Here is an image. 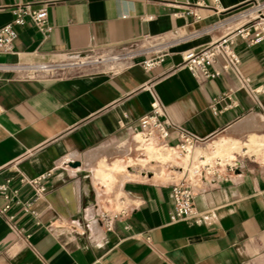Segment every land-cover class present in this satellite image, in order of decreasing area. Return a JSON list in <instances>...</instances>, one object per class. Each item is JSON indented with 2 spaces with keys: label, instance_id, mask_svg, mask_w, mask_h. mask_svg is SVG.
Returning a JSON list of instances; mask_svg holds the SVG:
<instances>
[{
  "label": "crops",
  "instance_id": "obj_1",
  "mask_svg": "<svg viewBox=\"0 0 264 264\" xmlns=\"http://www.w3.org/2000/svg\"><path fill=\"white\" fill-rule=\"evenodd\" d=\"M17 3L45 7L48 30L29 20L13 25L11 51L0 48V183L14 182L15 168L28 178L51 175L35 216L0 196V208L9 204L0 212V264H264V32L256 42L234 39L249 94L219 61L211 66L218 76L198 79L181 58L240 24L251 0H0V27ZM147 35L171 41L150 71L132 64L21 79L13 68L117 51ZM150 80L171 119L202 144L224 135L188 157L165 147L166 161L146 156L135 132ZM132 138L144 156L137 162L126 161ZM120 142L127 153L116 149ZM149 162L158 171L133 166ZM116 163L121 185L107 171ZM169 164L182 170L170 173ZM181 179L191 184L195 213L171 221V184ZM31 193L22 185L18 199Z\"/></svg>",
  "mask_w": 264,
  "mask_h": 264
},
{
  "label": "built area",
  "instance_id": "obj_2",
  "mask_svg": "<svg viewBox=\"0 0 264 264\" xmlns=\"http://www.w3.org/2000/svg\"><path fill=\"white\" fill-rule=\"evenodd\" d=\"M216 2L217 0H211ZM252 6L241 11L238 14L240 24L228 29L217 39L211 41L200 49H186L181 52L182 65H184L192 76L198 79L212 78L219 75V71L211 69L216 61H219L221 69L233 70L240 78V88L247 94L251 92L248 77H243L239 72L240 58L234 49V39L239 36L248 39L250 42H256L262 37L264 32V17H260L261 3L258 0H251ZM254 10L258 14L250 16L249 11ZM13 18L11 23L0 27V48L5 52H10L12 42L16 37V31L13 25H23L27 20L31 21L41 31H47L46 24L47 11L45 7H33L30 3H17L12 8ZM171 41L162 35H147L140 43H135L126 48L117 51L104 53L101 51H90L86 53L68 54L70 61L40 65H15L13 68L17 71L21 79H38L42 77L56 78L61 77L75 69L83 67H92L98 71L115 73L122 68L132 64L139 65L144 71H150L158 67L169 52ZM49 69L48 72H43ZM43 73H46L43 76ZM42 74V75H41ZM154 81L150 80L143 88H146L150 94V103L148 111L139 117L135 133L140 135V139L146 143H152L156 146L169 149H176L183 154L190 151L202 139L193 134L183 126L174 122L168 115L165 105L157 95L153 86ZM3 108L0 105V113ZM175 133V142H170L171 133ZM135 143H141L135 141ZM135 150L138 149L134 147ZM18 172L17 179L12 182V178H6L0 183V196L5 199H15V203L30 215L35 216L36 212L32 205L37 200L44 197L47 188L50 172L43 173L35 178L25 177ZM28 186L32 193L24 199H18L20 187ZM193 190L190 182L185 183L183 179L172 182L171 184V202L172 210L169 213L171 221L184 218L195 213L193 203ZM9 204L0 208V212L5 211ZM110 228V222H107Z\"/></svg>",
  "mask_w": 264,
  "mask_h": 264
},
{
  "label": "rangeland",
  "instance_id": "obj_3",
  "mask_svg": "<svg viewBox=\"0 0 264 264\" xmlns=\"http://www.w3.org/2000/svg\"><path fill=\"white\" fill-rule=\"evenodd\" d=\"M258 2L259 3H261V5H263L262 7H261V10H260V13H259V16L260 17H264V0H258ZM251 6H252V4H251ZM249 14H250V16H256V14H258L257 12H255L254 10H250L249 11ZM68 61H70V58L68 57V55H66L63 59H62V61H60V62H68ZM57 63H59V62H57ZM71 72H74V73H87V72H94V71H98V69H95V68H92V67H83V68H80L79 70H75V69H72V70H70ZM44 72H46V71H44ZM46 73H43V76L45 75ZM42 75V74H41ZM224 134H218V135H216V136H214V137H212L211 139H209L208 141H206V142H204L203 144H202V142H200V143H198V144H196L192 149H191V151H193L196 147H200V148H202V149H206L207 147H208V144L211 142V140H213V139H218L219 137H221V136H223ZM131 141V145H132V148H131V151L128 153V155H126V161H128V158L129 157H132V158H134L135 159V161H136V159H138V158H141V157H144L142 154H140V152H141V150L138 148L137 150H135L134 149V147H137V146H139V143H135V141H137V139H131L130 140ZM127 146H128V143H117L116 144V149L118 150V151H120V152H123V151H125L126 153H127V151L125 150L126 148H127ZM160 149V148H159ZM161 150V149H160ZM166 154H168L169 155V153L167 152ZM175 154V153H174ZM181 155H183V154H181ZM149 156V155H148ZM175 160L176 161H180L181 160V158L178 156V157H175ZM113 161V160H112ZM192 159H190V161H189V167L192 165ZM134 167H136V171L137 170H139L140 168H143V169H151L152 171H158V167H155V166H153L152 165V163L151 162H149V163H147V164H145V166H141V165H139V164H135V165H133ZM198 167H196V169H197ZM179 170H182V168L180 167V165H178V164H176V165H171V164H169V165H167L166 166V171H168V172H170V173H176V174H179L178 173V171ZM193 170V169H192ZM190 174V173H189ZM191 175V174H190Z\"/></svg>",
  "mask_w": 264,
  "mask_h": 264
},
{
  "label": "bare ground",
  "instance_id": "obj_4",
  "mask_svg": "<svg viewBox=\"0 0 264 264\" xmlns=\"http://www.w3.org/2000/svg\"><path fill=\"white\" fill-rule=\"evenodd\" d=\"M250 15V14H249ZM137 135V137L140 139V135L137 133L136 134ZM258 137V136H257ZM141 140V139H140ZM142 141V140H141ZM233 141V140H232ZM143 142V141H142ZM143 143H145V145H144V148H145V152H146V156L147 155H149L150 157H153V158H155V159H160V160H162V161H166V159H168L169 158V155L168 154H166V153H164L162 150H160L159 148H164V147H160V146H156V145H154V144H152V143H146V142H143ZM255 143V142H254ZM259 143V142H258ZM141 145V144H140ZM220 145V144H219ZM246 145V144H245ZM249 146V145H248ZM231 147V146H230ZM235 147V146H234ZM253 147V146H252ZM219 148V147H218ZM228 148V147H227ZM251 148V147H250ZM214 149V148H213ZM253 149V148H252ZM248 150V149H247ZM190 152H191V150L190 151H188V152H186V153H183V155H181V153H179L182 157H188V155L190 154ZM218 152V151H217ZM214 153H215V151H214ZM221 153H223L222 151H221ZM211 155H213L214 156V154H211ZM210 155V156H211ZM217 155H219V153L217 154ZM197 156V155H196ZM195 156V157H196ZM206 156V155H205ZM171 157V156H170ZM194 157V158H195ZM208 157V156H207ZM217 157V156H216ZM224 157V156H223ZM226 157V156H225ZM230 157H232V155L230 154V153H228V158H230ZM150 159V158H149ZM188 159V158H187ZM205 159V158H204ZM210 159V158H209ZM144 161H145V159H144ZM146 161H147V159H146ZM137 162V161H136ZM185 162V161H184ZM183 162V163H184ZM204 163V162H203ZM206 163H210L209 161L208 162H206ZM116 166H120V167H122V164H117L116 163V165H114L111 169H107V171H114V173H112L113 175H114V177H115V179H116V182L118 181L119 182V180H120V178H118V175L121 173V172H119L120 170L119 169H117L116 168ZM158 166V165H157ZM187 166V165H186ZM134 168V167H133ZM186 168V167H185ZM135 169V168H134ZM133 169V170H134ZM189 169V168H188ZM184 170V169H183ZM164 171V170H163ZM193 170H191V174H193ZM196 172V171H195ZM159 173V172H158ZM169 175V174H168ZM101 176V175H100ZM108 176V175H107ZM109 176H111V173H110V175ZM132 176H133V174H132ZM131 176V177H132ZM163 176V175H162ZM112 177V176H111ZM111 177H110V179H111ZM119 177H120V175H119ZM128 177V176H127ZM102 178V177H101ZM100 178V179H101ZM124 178H126V177H124ZM166 178V177H165ZM107 180H108V178H107ZM112 180V179H111ZM104 181V180H103ZM113 181V180H112ZM119 184H120V182H119ZM121 185V184H120Z\"/></svg>",
  "mask_w": 264,
  "mask_h": 264
}]
</instances>
